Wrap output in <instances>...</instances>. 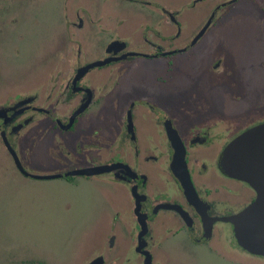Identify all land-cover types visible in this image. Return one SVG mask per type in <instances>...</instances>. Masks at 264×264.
I'll use <instances>...</instances> for the list:
<instances>
[{
	"label": "flooded vegetation",
	"instance_id": "flooded-vegetation-1",
	"mask_svg": "<svg viewBox=\"0 0 264 264\" xmlns=\"http://www.w3.org/2000/svg\"><path fill=\"white\" fill-rule=\"evenodd\" d=\"M35 1L26 10H13V21L17 15L37 20L42 2ZM77 1L82 7L75 6ZM254 1L261 0H72L71 13L63 15L72 41L67 48L73 50L68 63L48 68L40 87L2 90L0 151L5 159H0V179L84 180L99 195L100 208L85 227L94 238L83 249L82 256L91 255L84 264L97 259L99 264H166L167 243L218 246L225 225L234 240L231 224L222 217L251 202L254 191L220 167L229 141L217 126L222 109L217 103L212 107V100L221 93L210 81L202 85L211 88L208 96L201 90L200 97L210 99L215 117H207L198 104L175 109L169 100L179 87L197 98L196 68L220 67L203 34L217 14ZM64 4L56 2V17ZM6 5L0 0V9ZM192 12L199 13L198 21L186 29L183 17ZM129 32L140 50L131 47ZM203 41L205 46L197 48ZM97 68L105 73L96 79L92 71ZM113 68H123V76L113 79ZM180 71H188L181 81L173 76ZM213 90L219 95L214 97ZM98 116L115 121L105 129L96 123ZM262 121L256 119L240 132ZM177 142L194 196L170 168ZM41 150L52 151L56 160L64 158L58 171H29ZM93 167L102 170L84 172Z\"/></svg>",
	"mask_w": 264,
	"mask_h": 264
},
{
	"label": "rangeland",
	"instance_id": "rangeland-1",
	"mask_svg": "<svg viewBox=\"0 0 264 264\" xmlns=\"http://www.w3.org/2000/svg\"><path fill=\"white\" fill-rule=\"evenodd\" d=\"M3 1L7 5L0 9V102L5 100L2 98L3 89L40 87L46 70L67 64L73 53L67 48L72 41L63 20V15L71 13L72 0H65L57 17L54 9L59 0H36L38 4L42 2V13L37 20L17 15L14 21L12 11H23L32 0ZM14 3L21 7H15ZM261 4L264 5V0L240 2L216 15V21L205 31L203 38L212 44V54L220 60V67L217 70L206 65L196 68L195 77L199 80L197 98L190 97L193 93L188 88L179 87L174 89L175 97L169 100L175 109L181 104L191 110L198 104L207 117H215L209 110L210 99L200 97L201 90L211 89L209 86L202 88V85L207 86L208 81L213 83L221 93L212 100V107L217 103L222 109L223 117L217 126L222 129L225 142L240 132L242 126L264 118V7L262 9ZM75 6L82 7L78 1ZM30 9L27 13L35 8ZM197 15L196 12L185 13L184 28L196 26ZM128 38L133 46L129 45L140 50L135 47L140 43L136 36L129 32ZM176 42L180 43L182 39ZM204 46L205 41L197 48ZM123 70L111 69V77L123 76ZM92 73L97 79L104 75L105 69L97 68ZM177 73L179 75L174 73L173 76L181 81L188 71ZM208 94L210 90H207ZM213 95H219L218 91L213 90ZM260 103L261 107H258ZM114 121L112 116H98L96 123L108 129ZM0 152V159H5L1 156L3 151ZM62 159L56 160L52 151L41 150L35 155L29 171L54 173ZM99 204V195L89 181L70 184L61 178L16 176V179H0V264H84L91 255L88 251L82 256L83 249L89 238H94L85 227L98 212ZM228 229L225 225L224 242L218 246L167 243L164 247L169 258L166 264H264L263 257L239 249Z\"/></svg>",
	"mask_w": 264,
	"mask_h": 264
},
{
	"label": "water",
	"instance_id": "water-1",
	"mask_svg": "<svg viewBox=\"0 0 264 264\" xmlns=\"http://www.w3.org/2000/svg\"><path fill=\"white\" fill-rule=\"evenodd\" d=\"M173 147L170 168L180 178L185 192L194 196L183 160V148L179 142ZM219 164L226 175L245 182L254 191L251 202L222 219L231 224L239 248L264 257V121L234 136L224 146ZM101 170L93 167L84 172L91 174ZM89 264H99V260Z\"/></svg>",
	"mask_w": 264,
	"mask_h": 264
},
{
	"label": "trees",
	"instance_id": "trees-1",
	"mask_svg": "<svg viewBox=\"0 0 264 264\" xmlns=\"http://www.w3.org/2000/svg\"><path fill=\"white\" fill-rule=\"evenodd\" d=\"M239 249H241V248H239Z\"/></svg>",
	"mask_w": 264,
	"mask_h": 264
}]
</instances>
